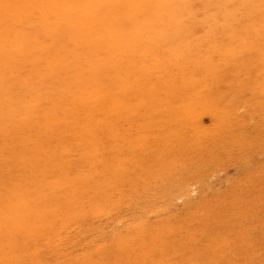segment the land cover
Returning <instances> with one entry per match:
<instances>
[{
	"label": "rangeland",
	"instance_id": "obj_1",
	"mask_svg": "<svg viewBox=\"0 0 264 264\" xmlns=\"http://www.w3.org/2000/svg\"><path fill=\"white\" fill-rule=\"evenodd\" d=\"M13 1L0 0V264H264V0ZM190 81L210 88L194 113Z\"/></svg>",
	"mask_w": 264,
	"mask_h": 264
},
{
	"label": "bare ground",
	"instance_id": "obj_2",
	"mask_svg": "<svg viewBox=\"0 0 264 264\" xmlns=\"http://www.w3.org/2000/svg\"><path fill=\"white\" fill-rule=\"evenodd\" d=\"M6 1H7V0H6ZM9 1H10V0H8V3H9ZM12 1H13V0H12ZM23 1H24V0H23ZM42 1H43V0H42ZM67 1H68V0H67ZM92 1H96V0H92ZM103 1H104V0H103ZM105 1H106V0H105ZM105 1H104V2H105ZM108 1H109V0H107V2H108ZM129 1H130V0H129ZM132 1H133V0H132ZM132 1H131V2H132ZM160 1H161V0H160ZM177 1L179 2V0H177ZM182 1H184V0H182ZM182 1L180 0V2H182ZM187 1H188V0H187ZM13 2H15V1H13ZM20 2H21V0H20ZM89 2H90V1H89ZM89 2H88V4H89ZM101 2H102V1H101ZM107 2H106V3H107ZM131 2H130V3H131ZM136 2H137V1H136ZM136 2H134V3H136ZM149 2H151V1L149 0ZM149 2L147 1V3H149ZM155 2H156V1H155ZM167 2H170V1L168 0ZM180 2H179V3H180ZM184 2H186V1H184ZM21 3H22V2H21ZM45 3H46V2H45ZM45 3H44V4H45ZM49 3H51V2L49 1ZM65 3L67 4V2H65ZM92 3H93V2H92ZM96 3H98V1H97ZM96 3H94V4H96ZM132 3H133V2H132ZM134 3H133V4H134ZM151 3H152V2H151ZM156 3H157V2H156ZM159 3H160V2H159ZM162 3H163V1H162ZM179 3H178V4H179ZM186 3H187V2H186ZM186 3H185V4H186ZM11 4H12V2L10 3V5L8 4V6H11ZM31 4H32V3H31ZM35 4H36V2H35ZM51 4H52V3H51ZM51 4H50V5H51ZM81 4H82V3H81ZM153 4H154V3H152V5H153ZM1 5H2V3H1ZM17 5H18V3H17ZM21 5H22V4H21ZM41 5H42V4H41ZM48 5H49V4H48ZM103 5H104V4H103ZM110 5H112V4H110ZM110 5H109V6H110ZM121 5H122V4H121ZM157 5H158V4H157ZM176 5H177V4H176ZM187 5H188V4H187ZM8 6H7V7H8ZM24 6L26 7V4H24ZM36 6H37V5H36ZM67 6H68V5H67ZM90 6H91V3H90ZM99 6H100V5H99ZM137 6H138V5H137ZM146 6H147V5H146ZM185 6H186V5H185ZM41 7H45V6H41ZM57 7H58V6H57ZM78 7H79V6H78ZM129 7H132V6H129ZM162 7H163V6H162ZM166 7H167V5H166ZM226 7H227V6H226ZM230 7H231V6H230ZM1 8H2V7H1ZM4 8H5V7H4ZM8 8H9V7H8ZM10 8H11V7H10ZM10 8H9V9H10ZM18 8H19V7H18ZM64 8H65V7H64ZM75 8H76V6H75ZM86 8H87V7H86ZM104 8H105V7H104ZM125 8H126V6H125ZM125 8H124V10H125ZM169 8H170V7H169ZM180 8H181V7H180ZM186 8H187V7H186ZM28 9L30 10V7H29V6H28ZM38 9H39V8H38ZM44 9H45V8H44ZM60 9H61V8H60ZM106 9H108V8L106 7ZM106 9H105V10H106ZM213 9H214V8H213ZM1 10H2V9H1ZM17 10H18V9L16 8V11H17ZM22 10H23V11H22V13H23L24 10H26V8H25V9H22ZM29 10H27V12H28ZM31 10L33 11V9H31ZM31 10H30V11H31ZM88 10L90 11L89 8H88ZM102 10H103V9H102ZM165 10H166V9H165ZM217 10H218V9H217ZM34 11H35V10H34ZM39 11H40V9H39ZM48 11H51V12H52L53 10H48ZM71 11H72V9H71ZM155 11H156V10H155ZM178 11H179V10H178ZM212 11H213V10H212ZM238 11H239V10H238ZM14 12H15V11H14ZM25 12H26V11H25ZM44 12H45V11H44ZM103 12H104V10H103ZM217 12H218V11H217ZM17 13H18V12H16V15L18 16L19 13H18V14H17ZM22 13H20V14H22ZM35 13H36V11H35L33 14H35ZM71 13H72V12H71ZM23 14H24V13H23ZM23 14L21 15V17H22V16L25 17V16L28 15L29 13H28V14L26 13V15H25V14L23 15ZM65 14H66V13H65ZM74 14H75V13H74ZM74 14H72V16H73ZM164 14H165V13H164ZM47 15H48V14H47ZM56 15H57V14H56ZM162 15H163V14H162ZM166 15H167V14H166ZM200 15L203 16L202 14H200ZM200 15H199V16H200ZM214 15H215V13H214ZM0 16H1V15H0ZM19 16H20V15H19ZM36 16H37V15H36ZM41 16H42V15H41ZM51 16H52V15H51ZM58 16H59V15H58ZM91 16H92V14H91ZM218 16H219V15H218ZM223 16H224V15H223ZM24 17H23V18H24ZM45 17H46V16H45ZM65 17H66V19L69 18V17H67V16H65ZM176 17H177V16H176ZM204 17H205V16H204ZM213 17H214V16H213ZM228 17H229V16H228ZM10 18H11V17H10ZM12 18H13V17H12ZM15 18H16V17H15ZM70 18H71V17H70ZM159 18H160V17H159ZM0 19H1V18H0ZM6 19H7V18H6ZM17 19H18V18H17ZM21 19H22V18H21ZM21 19H20V20H21ZM27 19H28V17H27ZM27 19H26V20H27ZM37 19H38V18H37ZM89 19H90V18H89ZM123 19H124V18H123ZM168 19H169V18H168ZM173 19H175V18H173ZM223 19H224V18H223ZM67 20H68V19H67ZM71 20H72V19H71ZM128 20H130V19H128ZM211 20H212V19H211ZM219 20H220V19H219ZM221 20H222V18H221ZM1 21H2V19H1ZM15 21H16V20H15ZM18 21H19V20H18ZM22 21H23V20H21V22H22ZM28 21H29V20H28ZM76 21H77V20H76ZM117 21H118V19H117ZM125 21H127V19H126ZM131 21H133V20H130V22H131ZM184 21H185V20H184ZM215 21H216V20H215ZM244 21H246V20H244ZM29 22H30V21H29ZM37 22H38V20H37ZM72 22H73V21H72ZM77 22H80V21H77ZM141 22H142V21H141ZM241 22H243V21H241ZM246 22H247V21H246ZM18 23H19V22H18ZM18 23H15V24L17 25ZM22 23H24V25L26 24L24 21H23ZM53 23H54V22H53ZM125 23H127V22H125ZM173 23H174V22H173ZM194 23H195V22H194ZM196 23H198V22H196ZM215 23H216V22H215ZM4 24H5V22H4ZM19 24H20V23H19ZM19 24H18L17 26L20 27L21 25H19ZM33 24H34V23H33ZM58 24H59V23H58ZM64 24H65V23H64ZM67 24H69V23L67 22ZM70 24H72V23H70ZM135 24H136V22H135ZM213 24H214V23H213ZM245 24H246V23H245ZM1 25H3V24H1ZM22 25H23V24H22ZM65 25H66V24H65ZM76 25H77V23H76ZM125 25H126V24H125ZM125 25H124V26H125ZM129 25L131 26V23H130ZM154 25H155V24H154ZM160 25H162V24H160ZM14 26H15V25H14ZM29 26H30V25H29ZM29 26H28V27H29ZM50 26H52V25H50ZM77 26H78V25H77ZM132 26H133V25H132ZM257 26H258V25H257ZM1 27H2V26H1ZM8 27H9V25H8ZM8 27H5V28L8 30V29H9ZM19 27H17V28H19ZM80 27H81V26H80ZM177 27H178V26H177ZM207 27H208V26H207ZM11 28H12V27H11ZM22 28H25V27H22ZM73 28H74V27H73ZM87 28H88V27H87ZM130 28H131V27H130ZM227 28H228V27H227ZM262 28H263V27H262ZM83 29H84V28H83ZM88 29H89V28H88ZM104 29H105V28H104ZM109 29H110V27H109ZM12 30H13V28H12ZM50 30H51V29H50ZM55 30H56V29H55ZM62 30H63V29L61 28V31H62ZM69 30H70V29H69ZM71 30H72V29H71ZM79 30H80V29H79ZM89 30H90V29H89ZM92 30H93V28H92ZM110 30H111V29H110ZM110 30H109V31H110ZM127 30H128V29H127ZM202 30H203V29H202ZM61 31H60V32H61ZM64 31H65V30H64ZM98 31H99V29H98ZM101 31H102V30H101ZM111 31H113V30H111ZM130 31H131V30H130ZM157 31H158V30H157ZM162 31H164V30H162ZM166 31H167V30H166ZM200 31H201V30H200ZM228 31H229V30H228ZM3 32H4V31H3ZM5 32H6V30H5ZM17 32H18V30H17ZM17 32H16V33H17ZM52 32H53V34H54V31H52ZM88 32H89V31H88ZM123 32H124V31H123ZM11 33H12V32H11ZM21 33H22V32H21ZM85 33H86V30H85ZM90 33H92V32H90ZM96 33H97V32H96ZM106 33H108V32H106ZM110 33H111V32H110ZM7 34H8V33H7ZM7 34H6V35H7ZM9 34H10V32H9ZM44 34H45V33H44ZM88 34H89V33H88ZM88 34H86V36H87ZM103 34H104V33H103ZM116 34H117V33H116ZM120 34H121V33H120ZM142 34H143V33H142ZM169 34H170V33H169ZM252 34H253V33H252ZM29 35H31V34H29ZM50 35H52V34H49V36H50ZM74 35H75V34H74ZM94 35H95V33H94ZM96 35H97V34H96ZM100 35L102 36V34H100ZM100 35H99V36H100ZM105 35H107V34H105ZM125 35H126V33H125ZM145 35H146V34H145ZM151 35H152V34H151ZM206 35H207V34H206ZM8 36H9V35H8ZM11 36H12V35H11ZM11 36H10V37H11ZM101 36H100V37H101ZM107 36H108V35H107ZM117 36H118V35H117ZM122 36H124V35L119 36V38H120V37L122 38ZM139 36H140V35H139ZM252 36H253V35H252ZM50 37H51V36H50ZM71 37H72V36H71ZM79 37H80V36H79ZM92 37H93V36H92ZM108 37H110V36H108ZM126 37H127V35H126ZM25 38H26V37H25ZM81 38H82V37H81ZM112 38H113V37H112ZM119 38H118V39H119ZM249 38H252V37H249ZM8 39H9V38H8ZM58 39H59V38H58ZM87 39H88V37H87ZM94 39H95V38H94ZM102 39H103V38H102ZM106 39H107V38H106ZM108 39H109V38H108ZM134 39H135V38H134ZM185 39H186V38H185ZM59 40H60V39H59ZM62 40H63V39H62ZM82 40H83V39H82ZM121 40H122V39H121ZM124 40H125V39H124ZM137 40H138V39H137ZM137 40H135V41L137 42ZM186 40H188V39H186ZM195 40H196V39H195ZM195 40H194V41H195ZM244 40H245V39H244ZM256 40H257V38H256ZM258 40H259V38H258ZM7 41H8V40H7ZM7 41H6V42H7ZM66 41H67V40H66ZM119 41H120V40H119ZM159 41H160V40H159ZM190 41H191V40H190ZM190 41H189V42H190ZM196 41H197V40H196ZM247 41H248V40H247ZM0 42H1V43L3 42V40L1 41V38H0ZM53 42H54V41H53ZM57 42H58V41H57ZM57 42H56V43H57ZM63 42H64V41H63ZM174 42H177V40H174ZM180 42H181V41H180ZM208 42H209V41H208ZM54 43H55V42H54ZM60 43H61V42H60ZM90 43H92V42H90ZM90 43H89V44H90ZM104 43H105V42H104ZM111 43H112V41H111ZM115 43H117V42H115ZM120 43H122V42L120 41ZM130 43H132V42H130ZM134 43H135V42H134ZM137 43H138V42H137ZM139 43H140V42H139ZM141 43H142V41H141ZM151 43H152V42H151ZM209 43H210V42H209ZM4 44H5V43H4ZM64 44H65V43H64ZM86 44H87V42H86ZM106 44H107V42H106ZM132 44H133V43H132ZM135 44H136V43H135ZM142 44H143V43H142ZM154 44H155V43H154ZM171 44H172V43H171ZM205 44H206V43H205ZM2 45H3V43H2ZM59 45H60V44H59ZM72 45H73V43H72ZM72 45L69 43V46H68V47H70V46L72 47ZM108 45H110V44H108ZM129 45H130V44H129ZM151 45H152V44H151ZM151 45H149V46H151ZM176 45H177V44H176ZM203 45H204V44H203ZM66 46H67V44H66ZM155 46H156V45H155ZM157 46H158V44H157ZM159 46L161 47L162 45L159 44ZM159 46H158V47H159ZM240 46H241V45H240ZM8 47H9V46H8ZM48 47H49V46H48ZM189 47H190V46H189ZM26 48H27V47H26ZM57 48H58V46H57ZM124 48H125V46H124ZM142 48H143V47H142ZM149 48H150V47H149ZM151 48H153V46H152ZM162 48H163V47H162ZM0 49H1V50H0V52H1L3 48L0 47ZM30 49H31V48H30ZM44 49H45V48H44ZM139 49H141V48H139ZM154 49H155V48H154ZM156 49H157V48H156ZM158 49L160 50V48H158ZM210 49H211V48H210ZM222 49H223V48H222ZM48 50H49V49H48ZM70 50H71V49H70ZM89 50H90V49H89ZM129 50H130V49H129ZM132 50H133V49H132ZM152 50H153V49H152ZM159 50H158V51H159ZM173 50H174V49H173ZM6 51H7V50H6ZM28 51H29V50H28ZM49 51H50V50H49ZM123 51H125V50H123ZM153 51H154V50H153ZM161 51H162V50H161ZM136 52H137V51H136ZM139 52H140V51H139ZM139 52H137V54H138ZM150 52H151V51H150ZM150 52H149V53H150ZM155 52H156V50H155ZM155 52H154V54H153V52H152V54H153V55L157 54V53H155ZM246 52H247V51H246ZM97 53H98V51H97ZM115 53H116V52H115ZM147 53H148V52H147ZM162 53H163V52H162ZM0 54H1V53H0ZM8 54H9V53H8ZM23 54H24V53H23ZM107 54H108V53H107ZM152 54H150V55L152 56ZM166 54H167V53H166ZM26 55H27V53H26ZM72 55H73V54H72ZM128 55H129V54H128ZM135 55H136V54H135ZM158 55H159V52H158ZM158 55H157V57L160 58V56H158ZM178 55H179V54H178ZM186 55H187V54H186ZM192 55H193V53H192ZM130 56H131V55H130ZM172 56H173V55H172ZM172 56H171V58L176 59V57H177V59H178V56H173V57H172ZM32 57H33V56H32ZM136 57H137V56H136ZM136 57H135V58H136ZM141 57H142V56H140V58H141ZM145 57H148V56H145ZM174 57H175V58H174ZM184 57H185V56H184ZM199 57H202V56H199ZM0 58H2V56H1ZM140 58H139V59H140ZM188 58H189V57H188ZM214 58H215V57H214ZM84 59H85V58H84ZM109 59H110V58H109ZM111 59H112V58H111ZM177 59H176V60H177ZM198 59L200 60V58H198ZM236 59H237V58H236ZM149 60L151 61V59H149ZM149 60H148V62H149ZM164 60H165V59H164ZM170 60H171V59H170ZM176 60H175L174 63H176ZM179 60H180V61H181V60L183 61L184 59H180V55H179ZM211 60H212V59H211ZM234 60H235V59H233V61H234ZM80 61H81V59H80ZM136 61H137V60H136ZM139 61H140V60H139ZM185 61H187V60H185ZM213 61H214V60H213ZM239 61H240V60H239ZM239 61H238V62H239ZM243 61H245V59H244ZM1 62H2V61H1ZM1 62H0V65H1ZM6 62H9V61H6ZM35 62H36V61H34V63H35ZM102 62H103V61H102ZM162 62H163V61H162ZM165 62H166V60H165ZM165 62H164V63H165ZM171 62H173V60H171ZM201 62H202V61H201ZM211 62H212V61H211ZM31 63H33V62H31ZM43 63H44V62H43ZM71 63H72V62H71ZM166 63H169V59H168V62H166ZM166 63H165V64H166ZM180 63H182V62H179V64H180ZM185 63H186L187 65L189 64V63H187V62H185ZM231 63H232V62H231ZM252 63H253V62H252ZM255 63H256V62H255ZM260 63H261V62H260ZM7 64L9 65V63H7ZM40 64H41V63H40ZM171 64H172V63H171ZM177 64H178V63H176L175 65L173 64V65L175 66L174 69H177V66H176ZM183 64H184V61H183V63H182V66H183ZM190 64H191V63H190ZM235 64H237V62H235ZM253 64H254V63H253ZM261 64H262V63H261ZM20 65H22V64H20ZM30 65H32V64H30ZM84 65H85V64H84ZM129 65H130V64H129ZM138 65H139V64H138ZM160 65H161V64H160ZM163 65H164V64H163ZM180 65H181V64H180ZM180 65H179V66H180ZM255 65H256V64H255ZM25 66H26V65H25ZM27 66H28V65H27ZM124 66H125V65H124ZM135 66H137V64H135L134 67H135ZM168 66L171 67V65H168ZM168 66H165V71L163 70L164 72H167L166 70L170 69V67H168ZM182 66H181V67H182ZM200 66H202V65H199V67H200ZM208 66H209V65H205V72H206V73L204 72V75H203V76H206V77L208 78L207 83H208V85L211 86V84H209V82L212 81L213 77L217 76L218 71L216 72L217 68H216V70L214 71V70H212V69H215V68H213V67H212V68H209ZM4 67H5V66H4ZM6 67H7V66H6ZM58 67H59V66H58ZM111 67H112V66H111ZM130 67H131V66H130ZM166 67H167L168 69H167ZM202 67H203V66H202ZM247 67H248V66H247ZM0 68H1V67H0ZM38 68H39V66H38ZM131 68H132V67H131ZM172 68H173V66H172ZM172 68H171V69H172ZM179 68H180V67H179ZM184 68H186V67H183V70H182V71H185ZM6 69H7V68H6ZM6 69H5V70H6ZM16 69H17V68H16ZM44 69H45V68H44ZM129 69H130V68H129ZM129 69H128V70H129ZM193 69H194V68H193ZM202 69H204V68H202ZM1 70H2V68H1ZM5 70H4V71H5ZM82 70H83V69H82ZM130 70H131V69H130ZM244 70H249V69H245V68H244ZM4 71L2 70V72H4ZM16 71H17V70H16ZM19 71H20V69H19ZM168 71L170 72V70H168ZM172 71H173V70H171V72H172ZM180 71H181V69H180ZM180 71H178V72H180ZM196 71H197V70H196ZM200 71H201V70H200ZM212 71H214L215 73H214V72H213V73H210V72H212ZM6 72H7V70H6ZM29 72H30V71H29ZM112 72H113V71H112ZM164 72H162V73H164ZM171 72H170V73H171ZM173 72H174V71H173ZM251 72H252V71H251ZM12 73H13V72H12ZM149 73H150V72H149ZM180 73H182V76H183V74H186V72H184V73H183V72H180ZM180 73H179V75H180ZM187 73H189V72H187ZM200 73H203V72H200ZM249 73H250V71H249ZM249 73H248V74H249ZM5 74H6V73H5ZM8 74H9V73H7V75H8ZM13 74H14V73H13ZM85 74H86V73H85ZM104 74H105V73H104ZM125 74H126V73H125ZM152 74H153V73H152ZM159 74L162 76L161 73H159ZM165 74H166V73H165ZM167 74H168V73H167ZM197 74H198V73H197ZM206 74H207V75H206ZM215 74H216V75H215ZM246 74H247V73H246ZM258 74H259V73H258ZM2 75H3V74H2ZM2 75H1V76H2ZM14 75H15V74H14ZM121 75H122V73H121ZM121 75H120V76H121ZM188 75H189V74H188ZM198 75H199V74H198ZM1 76H0V77H1ZM15 76H16V75H15ZM53 76H54V75H53ZM65 76H66V75H65ZM124 76H125V75H124ZM152 76H153V75H152ZM152 76H151V77H152ZM186 76H187V74L184 75V77H186ZM203 76H201V77H203ZM256 76L258 77V75H256ZM2 77H3V76H2ZM2 77H1V78H2ZM23 77H25V76H23ZM199 77H200V75H199ZM206 77H205V78H206ZM20 78H21V77H20ZM30 78H31V77H30ZM40 78H41V77H40ZM42 78H43V77H42ZM130 78H131V77H130ZM162 78H163V76H162ZM197 78H198V77H197ZM203 78H204V77H203ZM250 78H251V77H250ZM259 78H260V76H259ZM259 78H258V79H259ZM6 79H7V78H6ZM8 79H9V77H8ZM167 79H168V78H167ZM176 79H178V78H176ZM258 79H257V80H258ZM38 80H39V79H38ZM40 80H41V79H40ZM54 80H55V79H54ZM157 80H158V86H161L160 83H159V82H160V78L157 79ZM157 80H156V81H157ZM163 80H166V79H165V78L161 79V81H163ZM173 80H174V79H173ZM189 80H191V79H189ZM189 80H188V81H189ZM252 80H253V79H252ZM252 80H251V82H252ZM3 81H4V80H3ZM156 81H155V83H157ZM255 81H256V80H255ZM12 82H13V81H12ZM23 82H24V81H23ZM23 82H20V83H23ZM38 82H39V81H38ZM163 82H164V81H163ZM165 82H166V81H165ZM171 82H172V81L169 80V83L166 82V83H164V84H165V85H167V84L170 85ZM179 82H180V80H179ZM181 82H183V81H181ZM181 82H180V84H181ZM191 82L194 83V81H190V82H188V83L186 82V84H185V83H182V87H183V88H180L181 85H180L179 83H178V84L180 85V87H179V91H180V89H181L182 93L185 94V97H188V99L192 100V102H191V103L193 104V105H191V106L193 107V108H192V113H194V112H197V110L200 108V106H203V105H205V104L208 103V101H207L208 96H207V94H205V93H207V92L210 90V88H209V89H206L205 91L202 90V91H203V96H198V95H200V93H199L200 88H199V90H198V89H197V86H192L193 84H192ZM257 82H258V81H257ZM20 83H19V84H20ZM174 83H175V82H174ZM253 83H254V82H253ZM253 83H252V84H253ZM0 84H1V83H0ZM3 84H4V83H3ZM3 84H2V85H3ZM6 84H7V82H6ZM16 84H17V82H16ZM36 84H37V83H36ZM36 84L34 83V85H36ZM63 84H64V83H63ZM147 84H148V83H147ZM147 84H146V85H147ZM162 84H163V83H162ZM178 84H177V82H176V85H175V86H174V84H172L173 87L176 88V90H178L177 87H176ZM183 84H184V85H183ZM252 84H251V85H252ZM83 85H84V84H83ZM150 85H151V83H150ZM165 85H162L161 87L164 88ZM172 85H171V87H172ZM12 86H13V85H12ZM12 86H11V87H12ZM15 86H16V85H15ZM58 86L60 87V85H58ZM152 86H154V85H151V87H152ZM210 86H209V87H210ZM239 86H240V84H239ZM241 86H242V85H241ZM0 87H1V86H0ZM29 87H30V86H29ZM38 87H39V86H38ZM161 87H160V88H161ZM166 87H167V86H166ZM173 87H172V88H173ZM205 87H206V86H205ZM243 87H244V86H243ZM3 88H5V87H3ZM57 88H58V87H57ZM144 88H145V87H144ZM154 88H155V90H156V91H155V93H156V92L158 91V90H157L158 88H156V87H154ZM163 88H162V90H163ZM167 88H169V89H167V91H168V90L170 91V87L168 86ZM172 88H171V89H172ZM201 88H203V87L201 86ZM206 88H207V87H206ZM20 89H21V88H20ZM51 89H52V88H51ZM60 89H61V88H60ZM146 89H147V88H146ZM1 90H2V89H1ZM26 90H27V89H26ZM39 90H40V89H39ZM53 90H54V87H53ZM57 90H59V89H57ZM207 90H208V91H207ZM22 91H23V90H22ZM37 91H38V90H37ZM113 91H114V89H113ZM174 91H175V89H174ZM200 91H201V90H200ZM13 92H14V91H13ZM142 92H143V91H142ZM152 92H153V90H152ZM163 92H164V91H163ZM165 92H166V91H165ZM209 92H210V91H209ZM144 93H145V92H144ZM155 93L153 92L152 94L154 95ZM169 93H170V92H169ZM173 93H174V92H173ZM173 93H172V94H173ZM32 94H33V92H32ZM126 94H127V93H126ZM152 94H150V96H153ZM165 94H168V93H165ZM174 94H175V95H174ZM174 94H173L174 96H172V95H171V96H172L173 98H174V97L177 98L178 94H177V93H174ZM18 95H19V94H18ZM27 95H28V94H27ZM30 95H31V94H30ZM131 95H132V94H131ZM155 95H156V94H155ZM157 95H159V94H157ZM157 95H156V96H157ZM161 95H162V94H161ZM176 95H177V96H176ZM119 96H121V95H119ZM146 96H147V98H148L149 95H147V93H146ZM165 96H166V95H165ZM165 96H164V97H165ZM3 97H4V96H3ZM3 97H2V98H3ZM10 97H11V96H10ZM13 97H15V96H13ZM142 97L144 98V96H142ZM160 97H162V96H160ZM167 97H168V96H167ZM180 97H182V96L180 95L179 98H180ZM214 97L217 98V96H215V95H214ZM2 98H1V99H2ZM119 98H123V97L121 96V97H118V99H119ZM151 98H153V97H151ZM168 98L170 99L171 97L169 96ZM179 98L176 99V100H179ZM183 98H184V97H183ZM183 98H182V99H183ZM8 99H9V97H8ZM14 99H15V98H14ZM23 99H24V98H23ZM155 99H157V98L154 97V100H155ZM169 99H166V100H169ZM11 100H13V99H11ZM123 100H124V99H123ZM149 100H150V99H149ZM149 100H148V101H149ZM166 100H165V101H166ZM180 100H181V99H180ZM0 101H1V100H0ZM33 101H34V100H33ZM37 101H39V100H37ZM156 101H158V99H157ZM160 101H161V99H160ZM174 101H175V100L173 99V102H174ZM5 102H6V99H5ZM11 102H12V101H11ZM14 102H15V101H14ZM126 102H127V99H126ZM150 102H151V101H149L148 103H150ZM154 102H155V101H154ZM161 102L163 103L164 101H161ZM166 102L169 103V102H172V100H169V101H166ZM166 102H164V103H166ZM186 102H187V101H186ZM0 103H1V102H0ZM16 103H17V101H16ZM31 103H32V102H31ZM151 103H152V102H151ZM151 103H150V104H151ZM164 103H163L162 105H164ZM178 103L180 104V101H179ZM178 103H177V104H178ZM191 103H190V104H191ZM5 104H6V103H5ZM19 104H20V102H19ZM19 104H18V105H19ZM34 104H35V103H34ZM116 104L119 106V102L116 103ZM181 104H182V102H181ZM6 105H7V104H6ZM11 105H12V104H11ZM131 105H132V104H131ZM131 105H129V106H131ZM153 105H154V103H153ZM156 105H158V106L160 105V107H161V104H160V103H159V104H156ZM156 105H154V106H156ZM170 105H171V104H170ZM174 105H176V103L173 104V107H175ZM21 106H22V105H21ZM34 106H35V105H34ZM113 106H114V105H113ZM125 106H126V105H125ZM212 106H213V105H212ZM7 107H8V105H7ZM10 107H11V106H10ZM12 107H13V106H12ZM18 107H19V106H18ZM32 107H33V106H32ZM38 107H39V106H38ZM120 107H122V106H120ZM180 107L182 108L181 105H180ZM180 107H179V108H180ZM188 107H189V106H188ZM1 108H3V104H2V106H1ZM20 108H21V107H20ZM23 108H24V107H23ZM156 108H157V107H156ZM162 108H164V106H162ZM177 108H178V107H177ZM10 109H11V108H10ZM13 109H14V108H13ZM34 109H35V108H34ZM168 109H169V108H168ZM168 109H167V110H168ZM11 110H12V109H11ZM112 110H113V109H112ZM117 110H118V109H117ZM175 110H176V109H175ZM31 111H32V109H31ZM159 111H160V110H159ZM173 111H174V110H173ZM173 111H172V112H173ZM179 111H180V110L178 109V112H179ZM183 111H184V110H183ZM186 111H187V110H186ZM2 112H3V110H2ZM170 112H171V111H170ZM9 113H11V112H9ZM157 113H158V111H157ZM210 113L216 117L215 119H216V121H218V123H219V124H218V126H219L218 128H220V129H222V130H225L226 122H228L227 120H229L230 115H229V114H227V115H226V114H223L224 116H223V118H222V112H221V111L219 112V109L217 110L216 107H214V109H212V110L210 111ZM16 114H17V113H16ZM33 114H34V113H33ZM33 114H32V115H33ZM114 114H115V113H114ZM114 114H113V115H114ZM172 114L174 115V112H173ZM180 114H181V113H180ZM20 115H21V114H20ZM27 115H29V114L27 113ZM27 115L25 116L26 118H27ZM35 115H36V114H35ZM111 115H112V114H111ZM118 115H119V114H118ZM133 115H134V114H133ZM162 115H164L165 117L168 116V115H167V112H166V114H162ZM166 115H167V116H166ZM169 115H170V114H169ZM175 115H176V116H173V119H174L175 117H177V113H176V112H175ZM228 115H229V116H228ZM11 116H12V115H11ZM33 116H34V115H33ZM33 116H32V117H33ZM164 116H163V117H164ZM5 117H6V116H5ZM5 117H3V118H5ZM7 117H8V116H7ZM28 117H29V116H28ZM32 117H30V118H32ZM113 117H114V116H113ZM33 118H34V117H33ZM45 118H46V117H45ZM120 118H121V117H120ZM167 118H168V117H167ZM7 119H8V118H7ZM7 119H6V120H7ZM20 119H21V118H20ZM168 119H169V118H168ZM175 119H176V118H175ZM212 119H213V118H212ZM1 120H2V119H1ZM10 120H11V119H10ZM15 120H16V119H14V122H15ZM116 120H117V119H116ZM120 120H121V119H120ZM122 120H123V119H122ZM169 120H170V119H169ZM12 121H13V120H11V123H12ZM2 122H3V121H2ZM16 122H18V121H16ZM167 122H168V120H167ZM169 122H170V121H169ZM119 123H120V121H119ZM171 123H172V122H171ZM175 123H176V122H175ZM181 124H182V123H181ZM175 125H176V124H175ZM33 127H35V126H33ZM185 127H186V126H185ZM194 128H195V127H194ZM180 129H181V131H182L183 128H180ZM181 131H180V132H181ZM182 132H183V131H182ZM223 132H224V131H223ZM32 133H33V132H32ZM176 133H178V131H177ZM1 134H3V133H1ZM35 135H36V132H35ZM181 135L183 136L182 133H181ZM0 136H1V135H0ZM114 136H115V135H114ZM124 136H126V134H125ZM128 136H129V134H128ZM178 136H179V134H178ZM35 137H37V136H35ZM31 138H32V137H31ZM31 138H29V139L31 140ZM109 138H112V137H109ZM109 138H108V139H109ZM27 139H28V138H27ZM125 139H126V138H125ZM33 141H35V140H33ZM180 141H182V140H180ZM180 141H179V142H180ZM0 144H1V143H0ZM129 144H130V143H129ZM178 144H180V143H178ZM160 146H162V145H160ZM178 147H179V145H178ZM2 149H4V147H2ZM99 155H100V154H99ZM31 156H32V155H31ZM109 157H110V156H109ZM106 159H107V158H106ZM111 159H113V158H111ZM108 160H110V159H108ZM102 161H103V160H102ZM106 162H107V161H106ZM141 162H142V161H141ZM115 165H116V164H115ZM116 166H117V165H116ZM119 166H120V165H119ZM110 168H112V167H110ZM116 169H117V168H116ZM90 171H91V170H90ZM113 171H114V170H113ZM119 175H121V174H119ZM124 175H125V174H124ZM122 177H123V176H122ZM124 177H125V176H124ZM120 178H121V177H120ZM122 180H123V179H122ZM117 187H118V186H117ZM95 210H96V209H95ZM98 210H99V209H98ZM96 211H97V210H96ZM71 219H72V218H71ZM146 225H148V224H146ZM37 229H38V228H37ZM48 229H49V228H48ZM41 234H42V233H41ZM27 248H28V246H27Z\"/></svg>",
	"mask_w": 264,
	"mask_h": 264
}]
</instances>
